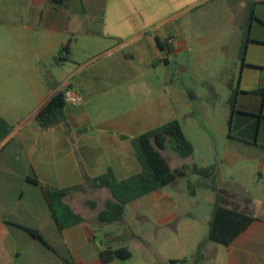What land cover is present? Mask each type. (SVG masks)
Listing matches in <instances>:
<instances>
[{"label": "crops", "instance_id": "1", "mask_svg": "<svg viewBox=\"0 0 264 264\" xmlns=\"http://www.w3.org/2000/svg\"><path fill=\"white\" fill-rule=\"evenodd\" d=\"M209 1L218 4L203 14ZM182 5L177 14L190 7L197 14L189 27L175 32L176 14L169 15L168 8ZM244 7H250L246 0H0V88L20 89L29 104L22 118H15V109L0 114L11 126L0 143V264H128L132 256L104 263L101 252L127 247L129 227L141 250L154 244L168 248L157 264H192V253L208 237L218 197L214 187L222 191L223 206L254 221L228 246L207 241L200 264H264V12L254 13L245 34L247 23L239 17ZM209 15L217 26L230 25L233 34L217 40L206 29L214 26L207 25ZM169 38L175 39L171 46ZM174 57L182 61V72L221 66L228 58L240 69L237 89L235 81L229 83L232 96L237 91L236 108L216 165L195 157L200 134L191 119L188 130L181 122L191 112L184 93L175 95L169 75ZM67 87L78 90L82 102L66 105L63 121L43 129L36 115ZM174 120L194 153L186 159L170 148L161 153L172 169L189 168L188 175L129 203L120 222L99 223L97 215L111 195L86 178L109 169L119 181L140 173L132 139ZM195 166L207 176L191 172ZM191 176L202 184L199 189ZM43 186H83L65 201L77 213L75 196L90 194L92 214L61 228ZM199 201L204 207L193 209ZM180 217L185 218L177 228ZM181 224L192 244L176 234ZM24 228L36 230L49 246Z\"/></svg>", "mask_w": 264, "mask_h": 264}, {"label": "trees", "instance_id": "2", "mask_svg": "<svg viewBox=\"0 0 264 264\" xmlns=\"http://www.w3.org/2000/svg\"><path fill=\"white\" fill-rule=\"evenodd\" d=\"M62 3L64 0H52ZM248 38H246L247 42ZM160 48L163 49L161 43ZM67 46L63 51L67 50ZM246 46L243 52L245 53ZM260 92V91H257ZM237 92L234 91L230 99L232 112L236 108ZM63 92L55 95L36 115L35 119L43 129L54 126L64 119ZM11 126L0 117V143L10 133ZM132 144L138 158L142 171L127 180L119 181L114 172L109 169L104 175L96 178H86V183L92 188L107 189L110 192L111 199L105 204L104 210L97 215V221L101 224H111L120 222L125 214L126 206L156 190L171 185L180 178L186 177L189 168L182 167L172 169L161 150L172 149L182 158H189L194 153L193 144L186 138L179 121L174 120L162 126H159L149 132L132 139ZM191 172L202 176H207V170H200L196 166ZM35 184L39 182L35 179H29ZM45 196L49 202L50 208L59 226L63 229L81 223L84 219L78 215L69 204L66 203V197L74 191L84 190L83 186L72 187L69 189H57L50 186H43ZM217 199L213 211L212 220L208 237L202 241L192 258V264H200L204 259V247L207 241H213L225 246L230 245L246 228L254 221V218L235 209H230L221 204V190L214 187ZM31 236L39 240L45 246H49L42 236L34 229L24 228ZM132 254L127 247L118 249H106L101 252L104 263L113 260H127ZM66 264H73L66 260ZM178 261H172L177 263Z\"/></svg>", "mask_w": 264, "mask_h": 264}, {"label": "rangeland", "instance_id": "3", "mask_svg": "<svg viewBox=\"0 0 264 264\" xmlns=\"http://www.w3.org/2000/svg\"><path fill=\"white\" fill-rule=\"evenodd\" d=\"M228 1L234 3L237 2V0ZM246 2L250 4V7L239 8V17L243 15L244 20L247 23L245 25V30L247 27V32L245 34L248 33L249 28L251 29L252 16L254 13L255 15H259V11H261V13L264 12V0L261 2L246 0ZM217 4H215L214 1H209L205 4L206 6H202L205 8L201 11H203V14H206L210 7ZM162 7L163 4H160L159 8L161 9ZM185 7V5H182L181 7L175 9L168 8L169 15L176 14L175 21L173 23L175 32H182L190 26L193 19L196 17L197 10H192L191 7L188 9L189 11L177 14ZM205 17H209L207 25H214L206 26V29L209 31L212 29V33L215 34V38H217V40H222L223 38L227 39L231 34H233V29L230 25L222 23L221 26H217V22H215L212 15ZM248 18L249 21L247 22ZM180 66H184L182 61L174 57L171 65L169 66V75H171L170 78L173 82L176 97L178 96L179 91L183 92L186 100L185 103L190 106L191 115L189 117L182 118L181 122L185 124L187 129L189 126L186 120L188 118L191 119L195 123L193 129L200 134L199 139L196 141L195 157L202 162H214L216 165V163L221 160V153L229 135V123L232 114L230 107L232 94L229 83L232 80L233 82L235 81L234 89H237L238 79L241 76L240 69L236 71L234 61L229 58L223 62L221 66L214 64L210 67V69L199 67V69L195 72L191 70L182 72ZM20 91V89L16 88H0V114H5L7 111L15 109L12 111L15 114V118H22V116H24L23 114H25L29 109V104L23 103L25 102L26 96L24 97L23 93ZM175 155L178 161H181L182 158H180L177 154ZM189 180L193 182V187L199 189L202 186L200 181L193 176H191ZM185 181V185L188 186L187 180ZM106 192L109 193L108 190H106ZM75 200L77 201L75 206L78 215L84 218V216L92 214V195L77 194L75 196ZM202 203L203 201L196 202L193 209L200 210L204 207ZM177 206H179L180 209L183 208L180 200H177ZM128 218H130V215H128ZM183 218L185 217H180L176 221L177 228L178 223H180ZM131 229L132 228L129 227L125 232L127 248L132 254V258L127 262L128 264H157L158 261H161L162 258L167 256L168 248L160 247L156 244L147 247L146 250H141L138 244L131 239ZM183 229V225H179V231H176V234L182 237H188L186 238L187 242L192 244L193 238L189 237V235H187L188 233ZM196 251L197 248L194 253H192L193 256ZM184 253L188 254L187 248H185Z\"/></svg>", "mask_w": 264, "mask_h": 264}, {"label": "built area", "instance_id": "4", "mask_svg": "<svg viewBox=\"0 0 264 264\" xmlns=\"http://www.w3.org/2000/svg\"><path fill=\"white\" fill-rule=\"evenodd\" d=\"M175 39L169 38L166 41L167 46L174 44ZM64 102L69 107H76L82 102V95L80 92L73 87H67L63 91Z\"/></svg>", "mask_w": 264, "mask_h": 264}]
</instances>
